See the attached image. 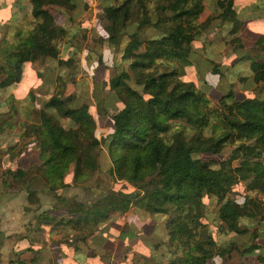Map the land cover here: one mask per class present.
Instances as JSON below:
<instances>
[{"label":"trees","instance_id":"obj_1","mask_svg":"<svg viewBox=\"0 0 264 264\" xmlns=\"http://www.w3.org/2000/svg\"><path fill=\"white\" fill-rule=\"evenodd\" d=\"M28 1L29 8H24L25 0L14 5L12 22L20 24L24 13L29 18L20 32L22 44L16 51L19 61L15 76L0 81V93L22 81L27 64L50 59L71 66L73 61L60 58L58 43L67 30L57 25L51 8L74 11L77 0ZM242 1L218 0L221 13H210L203 20L204 10L197 0H124L118 5H101L100 21L108 22L107 42L120 46L127 40L122 51L127 68L114 65L115 75L105 84L106 94L94 96L100 100L99 116H109L112 125L107 134L98 138L90 106L80 104L74 95L64 97L62 93L42 104L37 120L28 126L23 123L24 133L39 142L38 176L30 175V169L17 168L5 171L0 180L6 179L3 184L7 189L12 188L9 180L15 182V187L27 191L31 204L40 206L34 187L39 178L58 199V205L40 214L37 227L29 232L49 228L51 235L66 234L67 238L58 243L69 244L70 240L76 252L83 253L80 243L88 246L113 214H125L134 208L169 219V231L173 230L174 238L185 247L182 256L171 264H207L218 255L239 253L236 245L217 250L211 232L216 222L224 232L229 230L243 237L252 232L258 237L259 231L242 228L241 220L264 221V209L257 199V194L264 191V60L245 55L240 62L249 67V75L240 81L250 79L261 89V95L238 99L231 89L219 99L217 109L210 107L206 94L184 80L176 67L180 61H189L196 42L218 20L230 25L228 32L233 39L226 43L236 52L243 50L239 35L245 20L236 8ZM207 2L202 0L204 7ZM136 6L138 13L133 17ZM150 29L154 36L142 38ZM4 41L5 33L0 37V48ZM263 43L264 35L255 45ZM214 73L222 74L217 66ZM8 105V101L0 105V139L11 135L17 125L19 111L14 106L3 110ZM60 119H67L69 127H63ZM206 130L211 133L206 134ZM228 145L234 146L226 155ZM97 148L106 152L111 164L108 170L100 161H94L92 151ZM13 150L14 147L6 153L11 155ZM72 167L73 183L69 180ZM98 172L107 182L105 187L97 185L99 190L93 193L91 202H70L62 195L71 186L87 189L81 182L86 183ZM241 183L246 184L245 192L236 194ZM17 193L15 190L9 194L15 197ZM214 202L215 211H210ZM62 210H67V217L52 213ZM197 228L206 230L204 240H199ZM5 239L0 228V264H4ZM32 241L29 233L19 237L17 249H13L16 260L7 256V264H27L21 258L32 251ZM249 244L239 255L262 248L251 241ZM259 261L264 263L261 257Z\"/></svg>","mask_w":264,"mask_h":264},{"label":"rangeland","instance_id":"obj_2","mask_svg":"<svg viewBox=\"0 0 264 264\" xmlns=\"http://www.w3.org/2000/svg\"><path fill=\"white\" fill-rule=\"evenodd\" d=\"M19 1L21 0H0V25L2 26L0 27V37L5 33V41L0 48V81L14 78L15 65L19 61L16 51L22 44L20 32L25 26L26 18L28 19L29 17L24 15L25 19L21 24L8 21V17L13 13L10 5L12 3L13 6L15 4L18 5ZM123 1L77 0V8L74 11H64L63 14L55 10V8H51L57 19V25L67 30L66 35L61 37L58 43L60 58L63 61H68L69 59L73 61L71 66L59 65L58 60L50 59L27 64L22 81L18 85L0 93V105H6L7 101L9 104L3 110L14 106L19 111V114L17 112L15 117L17 125L14 132L0 139V145H9L2 152L0 150V177L8 169H26L29 167L30 175L38 176L36 166L31 161L36 158L39 142L36 137L28 136L24 133L23 123L27 125L33 119L37 120L42 103L49 101L59 93H62L64 97L74 95L75 98L79 99L80 104H88L90 106V111L96 117V135L98 138L110 131L112 121L109 116L105 118L99 116L97 102L100 100L95 99L96 97L94 98V96L95 93L99 97H102L104 93L106 94V90H104L105 84L115 75V70L113 72L114 65L127 68V65L122 62V51L127 44V40H124L120 46H111L110 42H107L108 34L105 31V27L108 22L107 20L100 21L102 15L100 7L107 2L118 5L122 4ZM197 1L204 10L202 20L210 13H214L215 16L221 13L217 3L218 0H208L209 2L205 4V7L202 0ZM8 4L10 8L5 9ZM238 11L240 18L248 21L239 35L244 44L243 50L236 52L234 46L226 43V41L230 42L233 39V36L228 32L230 25L221 23L218 20L215 21L209 32L196 42L195 50L189 61H180L176 64V67L184 76V80L193 82L199 91L206 94L212 109L219 108V99L231 89L236 92L238 99L259 96L262 92L250 79L247 82L240 81L241 77L249 75L248 64L246 62L241 64L240 62L241 57L245 55L253 60L256 58L264 60V43L259 46L255 45L264 35V0H249V2L240 5ZM137 13L138 6L133 10L132 16L135 17ZM68 17H72V19L66 23ZM151 36H154V31L150 29L142 35V38ZM216 66L222 72L221 75L214 73ZM28 115L29 118H27ZM60 123L67 128L70 125L67 119H60ZM210 133V130H206V134ZM233 146L228 145L226 147V155L230 153ZM13 147L12 154L8 155L6 150ZM92 156L95 162L99 163L100 161L103 169L108 170L111 167L103 148L93 150ZM32 167H35V169ZM73 171L74 168L72 167L69 176L71 182ZM100 177L103 179L101 173L98 172L91 176L86 183L81 182L82 184L80 185L88 187L87 189L71 186L62 191V195L70 202H91L95 198L93 193H97V190H99L97 185L101 184L105 187L104 184L107 182L105 178L98 180ZM3 181H6V179L0 180V219L2 230L6 235H9L8 240L7 238L5 240V251L3 248V256L5 257L3 261L4 264H7L6 257H9V249L15 242L16 237H21L25 233V235L28 233L31 235L29 231L37 227L38 221L35 217L38 215V210L41 207V210L51 208L56 205L57 200L39 178L35 180L34 187L38 191V197H40L38 198L40 206L29 204L27 192L20 191V187H15V182L9 180L8 184L12 188L7 189L4 187ZM245 185V183L238 185L235 193H244ZM15 190L18 191V196L10 200L8 197L9 193L12 191L14 193ZM216 206L215 202L210 204L209 210L215 211ZM128 216L132 218L134 213ZM157 217L162 222L158 232L154 233L156 237L159 236V241L147 239L144 252L151 257L152 264H171L177 256H182L180 253H183V250L185 251V247L180 246V241L174 238L173 230L169 231L170 228L167 226L169 219L159 215ZM219 223L216 222L214 224L215 227L211 228L218 251L224 248L229 250L230 246L236 245L240 249L239 253L244 254L243 251L250 246V241L253 244H259L262 248L253 251L251 254L245 253L246 255L244 256L239 255L237 251L231 252L232 256L230 255L231 253H228L224 263L220 260L224 257L218 255L216 259L219 260L213 262V264H261L256 257H264V221L262 223V221L258 222L250 219L241 220V227L248 228L251 231H259L258 237H254L252 232L244 237L229 230L224 232L220 228ZM156 225V222L149 221L148 225L146 224L144 229H142L145 234V237H143L150 238L151 235H147V233L154 230ZM196 234L199 240H204L206 230L197 228ZM33 239L37 243L44 241L40 236H35ZM51 242L53 241L50 239L48 243ZM248 257H251V259L246 260ZM148 260H146L144 255L138 253L135 255L133 262L134 264H146Z\"/></svg>","mask_w":264,"mask_h":264},{"label":"crops","instance_id":"obj_3","mask_svg":"<svg viewBox=\"0 0 264 264\" xmlns=\"http://www.w3.org/2000/svg\"><path fill=\"white\" fill-rule=\"evenodd\" d=\"M28 2H29L28 0H25L24 8L25 7L29 8ZM247 2H249V0H243L242 2L238 3L236 6L237 10L239 9L240 5H243ZM12 4L10 5L11 8L12 9L16 8ZM10 6H9V4L6 5L5 9H7L8 7L10 8ZM59 12H61V14L64 13V11H59ZM238 13H239V11H238ZM12 14L8 17V19L10 21L13 18ZM18 15H20V14H18ZM24 15L28 16L27 13H24L23 16ZM239 15H240V13H239ZM23 16H22V18H24ZM71 19H72V17H68L66 19V23L69 22ZM26 20H27V18H26ZM22 22H23V20H22ZM56 22H57V19H56ZM247 22L248 21L245 20V25L247 24ZM12 23H16V22L13 21ZM16 24H19V23H16ZM8 146L9 145H6V146L0 145L1 152H2V150L6 149ZM34 159L35 160L31 161V163L34 164V166H36V167L39 166L40 161L37 157V153H36V158H34ZM29 168H26V169H29ZM22 191H26V190H22ZM16 195L18 196V193ZM17 196L12 197L10 194L8 197L10 198V200H12V199L17 198ZM38 198H40V197H38ZM54 198L57 200L56 205H54L51 208L46 209V210H41L42 209V207H41V209L38 210V215L35 217V219H37V217L40 214H42L46 211H52L54 209V207H56L58 205V199L56 197H54ZM27 201H28V193H27ZM28 203L31 204L29 201H28ZM62 211H64V212H62ZM62 211H55L52 213H53V215H56L60 218L61 217H63V218L67 217L68 216L67 210H62ZM133 213H134V217L131 218L130 216H128L129 214H133ZM149 221H154L157 223V225H156V228L154 230L147 233V235H151V237L150 238H144L145 234L143 233L142 229H144L146 224L148 225ZM161 224H162V222L160 219H158L157 215H151V214H148L142 210H138V209H134V208L125 214H113L112 219H110L109 221H107L105 223L104 230L101 233H99L100 235L97 236L98 237L97 239L95 238L94 241H88V243H89L88 246H86L82 243L79 244L83 253H77L76 248L73 246V243H71V241L69 239H68L70 242L69 244H67L65 242H63L64 244L58 243V242H61L63 238H67L66 234L51 235L50 229L45 228V230L40 232V233H35V232L31 233L32 239L35 236H40L44 241L42 243H37L33 239L32 243H31L32 244L31 245L32 251L26 252L22 256L21 259L25 260L27 262V264H134L133 260H134L135 255L138 253H141L142 255L145 256L146 260L149 259L146 264H152L153 261H152L151 257L147 256V254L144 252V250H146L145 243H146L147 239H149V240L156 239L159 241V236L156 237V235H154V233H156V231L158 232ZM0 228H1V219H0ZM1 231L3 234H5L4 231L2 230V228H1ZM25 234H22V235L20 234V235L23 236ZM5 237L8 240L9 235L5 234ZM18 238L19 237H16L15 242L13 243V245L9 249L8 255L12 261L16 260V256L14 255L13 249L14 248L17 249L16 241ZM50 239L53 242L48 243V241ZM138 243H139V245H138ZM156 243H158V242H156ZM4 251H5V245H4ZM157 252H159V251L157 250ZM260 257L264 259L263 256H257L256 257L257 261L261 264H264L263 262L259 261ZM247 259L250 260L251 257L246 258V260ZM218 260L215 257L213 260H209L207 262V264H213V262H216ZM220 260H222L224 263L225 257L223 259H220ZM220 264H222V263H220Z\"/></svg>","mask_w":264,"mask_h":264},{"label":"built area","instance_id":"obj_4","mask_svg":"<svg viewBox=\"0 0 264 264\" xmlns=\"http://www.w3.org/2000/svg\"><path fill=\"white\" fill-rule=\"evenodd\" d=\"M257 199L261 203L263 209H264V191L257 194Z\"/></svg>","mask_w":264,"mask_h":264}]
</instances>
